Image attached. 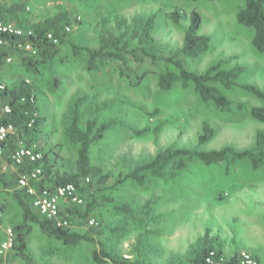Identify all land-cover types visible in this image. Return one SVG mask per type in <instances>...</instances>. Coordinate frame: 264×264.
<instances>
[{
	"label": "rangeland",
	"instance_id": "obj_1",
	"mask_svg": "<svg viewBox=\"0 0 264 264\" xmlns=\"http://www.w3.org/2000/svg\"><path fill=\"white\" fill-rule=\"evenodd\" d=\"M8 1L15 0H3ZM243 4L244 0H30L24 4L29 7L24 18L37 23L66 13L70 21L67 42L94 49L100 30L129 35L136 20L157 12L155 53L166 58L180 49L190 14L195 11L200 17L199 33L209 36L211 43L196 60L186 59L185 68L203 73L219 62L223 69L241 67L238 84L261 89L264 55L252 46L253 30L236 21ZM172 12L178 13L177 23L170 18ZM118 21L121 30L116 28ZM85 65L82 50L73 56L65 44L59 46L53 64L36 75L25 70L16 57L0 71V83L5 86L23 80L33 86L39 125L32 147L46 155L53 177L77 170V146L64 134L75 99L86 97L79 109L82 127L93 119L97 125L113 123L90 149V164L107 174V181L100 183L95 178L89 184L80 179L84 202L67 207L79 211L71 214L70 229L87 234L89 240L66 247L32 225L27 248L34 264H95L92 252L100 245L131 264H189L191 251L200 245L221 247L226 256L246 251L264 264V166L253 170L247 160L209 166L193 161L172 180L150 179L139 185L128 177L137 166L152 161L170 146L197 147L204 124L212 127L215 135L200 151L225 146L237 151L253 149L264 124L251 118L250 109L261 103L239 87L227 91L218 86L232 102L231 112H222L212 102H203L192 84L187 88L175 84L162 91L156 71L163 63L153 64L149 59L138 68L130 64L131 75L147 72L138 86L120 79L118 62L111 61L96 72L87 71ZM56 77L58 83L53 85ZM146 128L148 134H135ZM0 205L1 240L3 231L19 223L22 214L11 192L0 193ZM91 219L97 227L89 225ZM8 260L9 264H24L13 250Z\"/></svg>",
	"mask_w": 264,
	"mask_h": 264
},
{
	"label": "trees",
	"instance_id": "obj_2",
	"mask_svg": "<svg viewBox=\"0 0 264 264\" xmlns=\"http://www.w3.org/2000/svg\"><path fill=\"white\" fill-rule=\"evenodd\" d=\"M25 5L19 0L4 3L0 6V21L14 23L23 28L34 31L32 41L37 48V55L30 57L22 51L14 49L13 45L24 38L4 37L7 45L0 46V71L6 65V57H16L22 67L31 75L37 74L39 70L47 69L58 56L59 46L68 44L73 56L80 54L81 50L86 58V70L96 72L99 68L105 67L109 62H118V74L121 80L128 82L132 86L140 85L146 70L139 74L132 72L130 64L138 68L139 65L149 59L153 64L163 63V68L156 71L157 86L162 91H169L175 84H180L187 88L192 84L193 90L199 95L203 102H212L215 108L222 112H231L232 102L218 89L221 86L224 90L230 91L239 87L261 103L250 109L251 118L264 124V84L262 88L253 85H239L238 78L241 75V67L230 69L221 68L222 62L210 66L203 73H195L185 68V60H196L204 54L211 43V38L199 33L200 17L192 11L189 17V25L184 32L182 45L171 57L159 58L156 56V43L153 32L156 30L158 13L149 15L146 19H138L135 22L133 31L127 35L124 31L113 32L102 29L98 33L97 47L79 48L73 43L67 42L69 32L65 28L70 24L66 13L60 12L37 23H28L24 18ZM172 22H178V13H170ZM236 21L239 25L253 30L252 46L254 50L264 55V0H244L243 6L236 14ZM118 30L123 29L121 21L116 22ZM51 33L58 44H53L46 38V34ZM172 67L173 69H171ZM35 74V75H36ZM56 77L53 85H57ZM56 88V87H55ZM54 93V88L51 89ZM35 96L34 88L26 80L12 87L5 86L1 92L3 105L11 108V112L0 117V125L11 124L14 133L10 135L4 147L3 157L0 159V193L11 192L21 209V221L13 225L12 230L15 235L12 250L24 264H34L33 257L27 248V241L32 233V225H36L41 234L49 239L60 241L64 246L73 248L81 241L89 240L87 234L72 231L70 226L62 227L56 225L53 220L39 217L29 204L30 198L17 189V182L20 175L29 173L36 165L24 161L15 171L3 172L2 163L8 162L10 154L19 147L20 143H25L26 147H32L35 141V132L38 130L39 116L34 117L36 104L32 105L29 99ZM25 98V102L21 99ZM86 101L85 95L73 101L70 118L65 128L64 134L68 141L77 146L76 172L74 174H64L52 176L51 166L47 163V157L42 153V175L34 184L37 189L60 186L67 183L79 185L80 179L97 178L103 183L108 179V175H103L101 169L90 164V149L92 144L99 140L102 135L110 129L112 122H104L97 125L95 119L84 123L80 119L79 109ZM156 127L153 132H157ZM149 129L136 131L135 134L142 136L148 134ZM215 130L207 124L203 125L202 134L198 137L197 147L175 148L170 146L156 154L154 159L146 164L137 166L128 177L136 184L143 185L150 182V179L172 180L178 174L188 169L189 163L198 161L203 165H214L224 162L226 165L247 160L253 170H258L264 166V132L258 133V141L253 149L237 151L233 147L225 146L220 150L200 151L199 147L207 144L214 138ZM1 209L2 206L0 205ZM122 210L121 207H117ZM148 209V207H146ZM79 212L77 208H65L61 211V217L71 222V214ZM147 212V211H146ZM213 252L215 255L222 253L221 247L214 248L212 245H200L190 253L189 264H204L206 256ZM230 257L231 263H235L236 255ZM92 260L95 264H131L126 260L120 261L110 253L105 252L102 245L99 250H93ZM132 264H141L139 262Z\"/></svg>",
	"mask_w": 264,
	"mask_h": 264
},
{
	"label": "built area",
	"instance_id": "obj_3",
	"mask_svg": "<svg viewBox=\"0 0 264 264\" xmlns=\"http://www.w3.org/2000/svg\"><path fill=\"white\" fill-rule=\"evenodd\" d=\"M27 5L30 0H19ZM10 3V1L6 2ZM4 4L3 0H0V6ZM26 11H29V7H25ZM80 21V18H78ZM65 30L70 32V27H66ZM24 38L23 41H17L13 47L16 50L22 51L30 57L37 55V48L34 46L32 37H34V31L29 28L20 27L14 23L0 21V46L7 45L4 37ZM46 38L53 44H58L57 40L51 33L46 34ZM5 63L9 64L12 61L11 57L5 58ZM27 83H30L26 80ZM5 88V85L0 83V94ZM21 102H25V98L21 99ZM32 105L36 104V98L34 95L29 99ZM11 108L2 104L0 96V117L2 115L9 114ZM37 112L34 113V117H37ZM14 133V127L11 124L0 125V159L3 157L4 147L6 141L10 135ZM10 160L2 163V171L10 172L15 171L17 167L22 165L24 161L30 164L37 165L29 172L19 176L17 182V189L27 195L30 200L29 204L31 208L36 212L39 217L53 220L56 225L67 227L69 221L61 217V211L67 207H75L83 204L84 200L80 194L81 185H75L74 183H67L60 186H54L49 188L37 189L34 184L39 180L42 175V163H38L42 160V153L34 147L19 146L13 150L10 154ZM84 182L89 183V179H84ZM2 209L0 207V216ZM89 225L97 227L98 223L93 219L89 220ZM15 235L11 228H6L3 231V238L0 240V264H9L8 254L12 251ZM230 256L224 254L215 255L210 252L206 258L204 264H232ZM233 264H259L258 260L249 252L241 251L236 255L235 263Z\"/></svg>",
	"mask_w": 264,
	"mask_h": 264
},
{
	"label": "crops",
	"instance_id": "obj_4",
	"mask_svg": "<svg viewBox=\"0 0 264 264\" xmlns=\"http://www.w3.org/2000/svg\"><path fill=\"white\" fill-rule=\"evenodd\" d=\"M9 87H11V86H9Z\"/></svg>",
	"mask_w": 264,
	"mask_h": 264
}]
</instances>
